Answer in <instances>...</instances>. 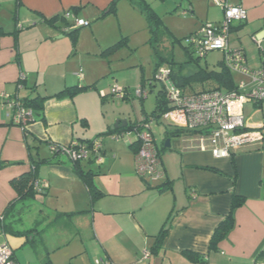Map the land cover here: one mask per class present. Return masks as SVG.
<instances>
[{"label":"crops","instance_id":"crops-1","mask_svg":"<svg viewBox=\"0 0 264 264\" xmlns=\"http://www.w3.org/2000/svg\"><path fill=\"white\" fill-rule=\"evenodd\" d=\"M113 1L116 0H0V16L7 21L0 23V217L18 200L11 182L29 173L34 162L52 158L51 144L89 143L98 139L97 135L113 131L115 124L111 123L97 135L87 134L84 122L89 123L90 118L85 108L93 99L77 101L87 94H97L92 72L84 75L74 73L75 69L70 73L58 70L63 62L84 63L81 46L74 45L60 27L75 29V20L84 19L91 23L90 27L95 21L90 29L94 33ZM229 1L248 13L246 22L233 33L264 25V0ZM54 17L60 19L53 24L46 22ZM253 36L263 37L260 68L264 63V29ZM231 47L241 49L247 62V50L242 44ZM86 50L90 53L89 48ZM81 82L92 88L74 98L55 97ZM38 96L45 99L41 116L26 128L15 124L4 99ZM132 124L128 121V125ZM168 132V128L162 129V145L154 132L166 172L161 182L143 179L136 173L135 136L126 139L127 144L112 141L106 145L102 141L101 164L94 157L79 162L85 172L95 175L93 180L103 194L93 205L88 188L67 157L60 155L56 157L58 163L40 164L37 177L42 191L37 197H45L46 202H39L37 197L29 202L30 208L13 226L24 232L38 222L44 229L41 247L36 252L27 237L5 233L1 224L0 246L9 245L19 264H26L21 252L27 247L35 252L36 264H43L48 254L51 264H203L190 261L184 252L198 255L205 264L259 262L264 251V149L251 144L219 158L210 149L202 151L193 137H173L171 147L166 148ZM173 140L177 141L174 146ZM41 144H46L45 156L38 151ZM167 181L172 189L162 192L161 186ZM234 194L245 201L234 213L233 229L212 250V236L231 211ZM35 204L38 210L34 214L31 211ZM23 206L18 204L16 210ZM82 211L88 212L71 219L58 216ZM165 224L167 236L159 254L154 255L152 247Z\"/></svg>","mask_w":264,"mask_h":264},{"label":"rangeland","instance_id":"rangeland-1","mask_svg":"<svg viewBox=\"0 0 264 264\" xmlns=\"http://www.w3.org/2000/svg\"><path fill=\"white\" fill-rule=\"evenodd\" d=\"M142 3H144L143 8L146 6V9H150L161 20V28L158 33L159 40L153 42L154 35L150 31L142 7L132 0H117L114 13L101 20L95 27L94 33L90 32V29L95 21H92L90 28H83L78 33L79 41L76 44L81 46L80 54L84 63L76 65L69 61L63 62L59 65L58 70L61 73L67 71L70 73L72 69H75L74 73L83 72L84 75L92 72L91 74L96 79L94 82L97 87L94 91L97 94H87L77 101L84 100L86 102V100L93 99V101H89L90 106L85 108L90 118L89 123H87V134L97 135L98 132L107 129L108 124H116L118 120H123L122 118L132 121L134 124L150 117L151 119L154 118L152 128L156 134L158 144L162 145L164 139V136L161 135L162 129L166 131V128H168V130L173 131L174 128L168 127L162 117L156 118L153 116L156 110L157 95L162 88L161 84L155 82L153 91L144 99L135 96V91L141 86L142 81L147 82L154 79L159 56L165 58L173 56L178 65L189 62L187 49L191 50V48L186 41L187 38L199 31L200 27L206 22H222L224 14L213 0H142ZM188 11H193V13L189 14ZM1 17L0 23L7 22L5 18ZM261 29H264V25L255 26L253 29L245 27L238 33H231L230 36L231 46L236 47L242 44L247 50V62L250 69H257L261 64L258 46L252 39L254 33ZM120 41L121 43L117 48H114L111 52L106 51L109 46ZM83 43H86L87 46H83ZM87 48L90 49L88 51L90 53H87V50L85 51ZM221 61L222 54L212 52L206 58L200 60L199 66L219 71ZM197 69L198 66L192 61L188 69L186 67L187 72H190L189 70L196 71ZM75 78L77 77L75 76ZM234 78L236 82L241 79L238 75H234ZM29 83L33 84L32 81H29ZM81 85L85 86V82H81ZM211 86L213 85L195 84L193 89L201 91L204 87L210 88ZM115 87L123 88L128 94L127 98L123 100L113 95ZM148 90H150L149 85ZM100 94L106 96L103 102ZM15 99L13 97L4 99V102L6 100L8 102L5 106L8 107L7 110L10 112L11 110L13 112L12 103L16 101ZM82 107L83 105H81ZM244 118L249 128L262 129L264 133V104L261 106L250 103L245 104ZM134 136L135 133L132 132L130 135H125V139H108L106 136L98 139L105 142L106 145L112 141H116L115 143L123 141L127 144L126 139H132ZM176 142V140H173V146ZM254 145L264 149V141ZM167 150L170 151V149ZM38 151L41 156H45L46 144H41ZM38 151L34 149L36 155ZM84 162L86 161L84 160ZM37 198L39 202H46V198L41 195ZM37 206L38 204H35L32 213H36ZM31 217L33 216L31 215L30 219H32ZM28 219L27 217V221ZM21 253L26 264H36L37 256L33 249L27 247Z\"/></svg>","mask_w":264,"mask_h":264},{"label":"built area","instance_id":"built-area-1","mask_svg":"<svg viewBox=\"0 0 264 264\" xmlns=\"http://www.w3.org/2000/svg\"><path fill=\"white\" fill-rule=\"evenodd\" d=\"M213 2L222 9L224 20L220 23H205L186 41L195 55L201 59L206 58L209 53L220 52L225 66L241 77L236 89L188 92L174 84L171 67L164 65L157 70L152 81L141 84L136 89L135 96L140 99L146 98L152 92L154 83H160L168 107L160 117L167 126L185 131V137L196 138L202 151L210 149L214 156L226 158L235 149L264 140L263 130L249 128L244 118L245 104L255 106L264 104V63L258 69H249L243 51L230 46L231 28L235 24L246 22L247 11L229 0ZM90 24L87 20L76 19L74 27L87 28ZM252 39L258 50L263 52V37L253 36ZM113 95L123 100L128 96L126 91L119 87L113 89ZM15 100L12 103L13 122L26 128L34 122V112L18 97ZM153 121L154 118H145L136 123L132 131L135 133V143L138 147L135 155L136 173L143 179L161 182L166 178V172L153 132ZM50 150L52 154L59 152L74 164L91 157L95 158L97 164L104 161L101 140L91 144L72 143L69 146L53 143ZM36 188L41 191L39 182L36 183ZM100 263L97 261V264ZM0 264H19L14 258L12 248L7 244L0 246ZM256 264H264V261Z\"/></svg>","mask_w":264,"mask_h":264},{"label":"trees","instance_id":"trees-1","mask_svg":"<svg viewBox=\"0 0 264 264\" xmlns=\"http://www.w3.org/2000/svg\"><path fill=\"white\" fill-rule=\"evenodd\" d=\"M132 1L135 2L136 4H138L140 7H142V11L146 14V18H147V21L149 24L150 31H151L152 35H154L153 42L159 40L158 39V33H159L160 28H161V20L157 17V15L155 13L151 12L150 9H146L145 8L146 6L143 8L144 3H142V0H135V1L132 0ZM116 3H117V0L112 2V4L109 6L108 10L105 12L106 13L105 15H109L111 13H114ZM192 12L193 11H191V14H192ZM188 13L190 14V11H188ZM58 19H60V18L54 17L52 19L46 20V22L53 24ZM244 23L245 22L233 25L231 28V33H233L235 31V29H237V27L241 26ZM64 24L66 26L67 22L65 21ZM60 28L62 30L65 29L64 33L66 35L70 36L74 45H76L78 33H79V30L81 28L72 29L71 27L67 28V27H63V26H61ZM67 29H68V31H67ZM120 43H121V41L110 46V47H108V49L106 51L111 52L114 48H117L120 45ZM187 52L189 54V60H188L189 62H187L183 65H178L175 62L173 56L171 58L170 57L165 58L163 56L162 57L159 56V62L156 64L155 73L157 72V70L160 67H162L164 65H169L172 69V80H173L174 84L177 85L178 87L182 88V89H185L188 92L189 91L196 92L193 89V85H195V84H201L203 86L206 84H212L213 85L210 88L204 87V89H202L201 91H210V90L233 91L236 89L237 82L234 78L235 74L231 70H229V68L227 66H225L223 61L220 62V70L219 71L209 70L208 67L204 68V67L199 66L200 65L199 62H200L201 58L197 57L192 50L187 49ZM244 55H245V53H244ZM191 61L194 62L198 66V69L196 71L195 70H189L190 72H187L186 67L188 69V66L191 65ZM174 69L177 71H175ZM147 82H150V80ZM145 83L146 82L142 81V85ZM91 88H92V86H83V85H75L72 87H67L64 90H62L60 93L56 94L55 97H57V98H61V97L74 98L80 92L86 91V90L91 89ZM151 91H153V90H151ZM105 97L106 96L102 95V99H104ZM19 100L24 102L28 108L33 110L34 118H35L34 122H35L36 119L41 116L40 112L43 111L45 99L38 96L35 98H24V99L19 98ZM258 106H261V105H258ZM167 109H168L167 102L165 100L163 90L161 89L157 95L156 110L153 113V116L160 117V116H162L163 113H165L167 111ZM84 123L87 126V121ZM135 126H136V123H134L132 125H128L126 128H123L120 130L108 131L106 133L100 134L98 136V138L103 137V136H107V135H113L115 137L116 136L119 137V136H122L123 134H127L129 132H132L135 129ZM168 131H169L168 136H167L168 138L170 137V135H172L174 137H177V136L181 137V136H184V134H185V131L180 130V129H176V128H174L173 131H171V130H168ZM96 140H100V139H96ZM96 140H94V141H96ZM94 141L89 142V144L93 143ZM135 145H136V143H135ZM137 150H138V147H137ZM60 155L61 154L59 152H56L55 154H52V158H50V159H44V160L34 162L32 165L33 166L32 170L29 173H26V174H24V175H22L16 179H14L11 182L12 185L15 187L17 193H18V200L11 203L7 207L4 214L0 217V224L2 225V230L5 233L12 234L13 236L27 237L28 243L31 244V246L34 248V250L36 252H37V249L41 246V238H42L43 232H44V229L40 228V224L37 222L36 225L34 226V228H31L30 230H27L24 232L15 230L13 224L25 209L30 208V205H27V204L29 202H33V200H35L37 195L39 194V191L36 188V183L38 182V177H37L38 166L42 163H58L59 161L57 160L56 157L60 156ZM135 158H136V156H135ZM73 165H74L75 172L81 177L82 181L85 183L86 187L88 188L90 198H91V203L93 205V203H95L103 195L100 192V190L97 188V186L93 180L95 175L91 171L85 172L80 167L79 162L75 163V164L73 163ZM205 170L217 172L214 169H210V168H205ZM168 188L169 189L171 188V183H169L167 181L166 183L162 184L160 190L163 192ZM41 191H42V188H41ZM244 201H245L244 197L236 195V194L233 195L231 211L226 216V218L219 224V226L216 228V230L214 231V234L212 236V239L210 242V248L212 250L217 249L218 242L225 239L226 236L233 229L234 223H235L234 222V213L238 208H240L243 205ZM20 203L22 205L24 204V206L22 207L21 210H16V206ZM87 212L88 211L75 212V213H59L58 216L71 219L77 215H81V214H84ZM167 233H168V227L165 224L163 226V228L161 229L159 235L157 236L156 242L154 243V245L152 247V251H151L152 254H154V255L159 254V252L161 251V249L163 247V243H164V240L167 236ZM184 253L188 255L190 261L200 262L203 264L206 263L205 261L200 259V257H198V255H195V254L190 253V252H184ZM259 260L264 261V251L262 253H260V255L258 257V261ZM43 264H51L49 254L46 255V258H45Z\"/></svg>","mask_w":264,"mask_h":264},{"label":"water","instance_id":"water-1","mask_svg":"<svg viewBox=\"0 0 264 264\" xmlns=\"http://www.w3.org/2000/svg\"><path fill=\"white\" fill-rule=\"evenodd\" d=\"M128 125V121L127 120H118L116 122V124L114 125V127L112 128L113 131L115 130H119L120 128H125ZM174 136L170 135V138H168L165 142V147L166 148H170L171 147V138H173ZM178 137V136H177ZM180 137V136H179Z\"/></svg>","mask_w":264,"mask_h":264}]
</instances>
